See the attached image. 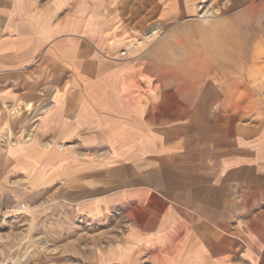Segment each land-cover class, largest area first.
<instances>
[{
  "label": "crops",
  "instance_id": "obj_1",
  "mask_svg": "<svg viewBox=\"0 0 264 264\" xmlns=\"http://www.w3.org/2000/svg\"><path fill=\"white\" fill-rule=\"evenodd\" d=\"M214 1L0 0V191L37 213L23 227L63 229L74 264H264V126L199 127L214 87L183 124L165 63L136 55ZM210 29L175 40L190 68L213 70Z\"/></svg>",
  "mask_w": 264,
  "mask_h": 264
},
{
  "label": "rangeland",
  "instance_id": "obj_2",
  "mask_svg": "<svg viewBox=\"0 0 264 264\" xmlns=\"http://www.w3.org/2000/svg\"><path fill=\"white\" fill-rule=\"evenodd\" d=\"M255 1L237 4L235 0H215L213 4L200 7L195 16L197 19L189 16L186 20L166 21L162 29L166 35L144 37L145 48L136 54L151 64L165 63L166 94L173 93L174 86L181 94L183 124L193 119L186 115L189 109L199 107L203 99L210 96L206 93L209 87L218 91L213 94L215 99L208 109L198 108L197 117V125L212 130L215 139L232 135L236 125L264 126V5L260 0ZM244 11L252 15L250 21L237 16ZM253 16L257 18L253 19ZM176 27L181 31L180 37L169 35ZM198 28L223 31V36H215L213 43L208 42L211 41L209 37L199 38L198 45L203 46L205 51L209 45L213 48V70L207 67L190 68L189 58L202 59L200 51L184 50L175 41L182 38L181 44H185L186 40L198 39ZM255 43L260 44L263 51L256 67L249 68ZM155 45L164 47L157 50ZM191 70L210 75L191 78L186 74ZM198 135L203 134L199 132ZM13 184L14 181L7 182L8 187ZM2 193L0 191V264L75 263L77 254L63 253V229L23 227L24 222L36 219L37 213L28 204L9 206V197H3ZM41 214L40 219L44 220L46 213L43 211ZM69 230L70 236L74 234L72 228Z\"/></svg>",
  "mask_w": 264,
  "mask_h": 264
}]
</instances>
